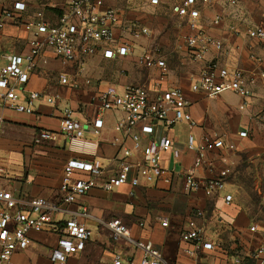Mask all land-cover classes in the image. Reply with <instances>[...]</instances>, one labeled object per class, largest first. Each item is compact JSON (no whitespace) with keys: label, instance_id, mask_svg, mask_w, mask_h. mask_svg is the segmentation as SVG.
Wrapping results in <instances>:
<instances>
[{"label":"crops","instance_id":"1","mask_svg":"<svg viewBox=\"0 0 264 264\" xmlns=\"http://www.w3.org/2000/svg\"><path fill=\"white\" fill-rule=\"evenodd\" d=\"M69 1L27 0L22 19L43 10L47 19L55 22ZM103 2L117 12L114 30L117 41L130 39L128 27L134 22L147 27L149 35L136 40L126 56L104 58L100 51L87 56L81 74L77 73L76 64H62L50 50H44L29 75L25 91L52 96L54 102L47 103L41 97L35 101L33 112L27 114L7 108L0 101V165L6 169L0 185L18 198L43 197L60 205V210L52 215L51 226L30 232L27 247L15 251L8 264H53L49 254L57 244L62 225L74 215L86 223L91 237L83 250L71 254L64 264H112L115 255L122 258L123 264H138L142 252L125 238L111 239L107 227L100 222L112 219L125 224L132 239L150 241L171 264H231L234 257L254 264L248 254L264 240V79L257 76V58L264 54V43L248 37L246 30L264 28V0H236L235 5L220 1L211 6L196 0L198 28L223 45L220 51L209 49L198 61L192 60L185 42L190 33L188 18L177 14L181 0H159L157 5L146 0ZM1 9L0 2V13ZM216 15L221 20L215 25L212 20ZM28 39L29 34L22 29L20 21L6 20L0 28V65L6 62V56L26 52ZM153 42L158 46H150ZM145 49L158 50V56L166 64L163 76L156 67L136 64V56ZM210 62L252 73L245 76L250 91L245 106L241 107L243 99L231 91L208 98L204 91L191 89ZM60 75L70 82L76 80L78 87L61 84ZM131 85L143 86L150 98L162 90L179 88L187 100V111L197 123L190 128L185 122H177L162 132L180 154L177 160L170 152L161 154V164L175 172L172 182L141 184L132 188L133 196H129V185L112 191L92 188L77 196L73 203H63L58 187L68 159H96L108 169L105 175L109 176L115 172L120 157L121 141L113 145L112 140L123 138L125 146L131 145L128 138L114 129L116 119L122 114L117 110L100 114L96 102L91 100L107 86L122 91ZM64 108H69L71 116L86 125L84 137L98 143L95 151L69 148L59 131ZM98 117L103 125L95 130L91 124ZM42 131L51 137L37 142ZM189 134L196 147L206 150L207 164L197 172V178L221 176L226 182L224 191L211 196L202 189L184 191L182 173L194 158V152L186 147ZM205 136L210 139L208 145L203 142ZM131 158L140 160L141 156L135 153ZM223 158L228 161V174L222 171ZM225 194L232 196L228 204L224 202ZM82 206L92 218L80 214ZM196 210L203 212L197 223L213 242L214 249L190 257L184 249L191 244L183 242L180 233L188 229L187 222ZM162 221L166 226L161 225ZM255 223L258 228L251 231L250 226Z\"/></svg>","mask_w":264,"mask_h":264},{"label":"built area","instance_id":"2","mask_svg":"<svg viewBox=\"0 0 264 264\" xmlns=\"http://www.w3.org/2000/svg\"><path fill=\"white\" fill-rule=\"evenodd\" d=\"M146 1L150 5L159 3V0ZM220 1H225L229 5L236 3V0H200L204 6H211ZM26 4L27 0H10L2 3L0 13V28L4 26L6 20L20 21L22 29L29 34L28 50L6 56V62L0 65V101L7 108L17 112L31 114L35 101L41 97H44L47 103L54 102L52 96L46 97L38 91H25L29 75L36 68L44 50H50L62 64H76L77 73L81 74L84 71L83 60L87 56L98 51L104 58L126 56L132 51L136 40L149 35L147 27L134 22L128 27L130 39L117 41L114 34L118 22L117 12L106 7L103 0H70L55 22L47 19L43 10L22 19ZM195 4L196 0H181L177 14L188 18L190 33L185 42L192 60L198 61L204 58L209 49L220 51L223 45L220 40L198 28L196 19L199 17V10ZM220 20V16L216 15L212 23L219 24ZM246 35L264 43L263 27L249 28ZM257 63L259 64L257 76L264 79V54L257 58ZM136 64L145 68L156 67L160 70L161 76L166 72L165 61L158 56L156 49H145L140 52L136 56ZM246 73L252 75L251 72L240 68L229 69L210 62L199 79L191 84V89L204 91L208 98H214L223 91H231L243 99L241 104L243 107L248 103L250 96ZM59 82L78 87L76 80L70 82L65 75H60ZM91 100L96 102L100 114L111 110H117L122 114L116 119L114 129L128 138L131 145L125 146L123 138L112 140L113 145L120 141L121 145L115 172L109 176L105 175L108 169L96 159L92 161L68 159L63 166V176L58 187L62 194V202L73 203L77 196L85 194L92 188L112 191L120 186L129 185L131 188L129 196H133L132 188L141 184L160 181L169 185L175 172L161 164V154L170 152L174 160H177L180 154L173 148L171 139L162 132L177 122H185L190 128L197 125L186 109L187 100L183 92L172 87L150 98L143 86H126L122 91H118L114 86H107L96 92ZM91 125L95 130L100 129L103 125L101 117L96 118ZM85 126L71 116L69 108L63 109L59 131L69 144V148L95 151L98 143L84 137ZM50 137V133L42 131L39 132L36 141L40 142ZM143 138L146 139V143H143ZM203 142L208 145L210 139L205 136ZM186 147L194 152V158L191 166L182 173L184 191L189 193L202 189L207 196L224 191L226 182L221 176L213 175L202 180L197 178V172L207 164L205 148L196 147L190 134ZM135 153L140 154V160L131 158ZM222 162L223 174H228L230 170L227 159L223 158ZM5 173V167L0 165V179ZM231 200L230 194L224 195L226 204ZM59 210L60 205L43 197L18 198L0 185V264H8L15 251L27 247L30 232H40L49 228L52 224V215ZM80 212L82 216L92 218L85 206L81 207ZM202 217L203 212L196 210L187 222L188 229L180 233V239L191 244L190 248L184 249L190 257L197 256L200 251L214 249L213 242L197 223V219ZM100 222L107 227L111 239L125 238L142 252L138 264H171L153 248L150 241L132 239L129 228L119 219ZM166 224L165 221L161 222L162 226ZM257 228L256 223L250 226L251 231ZM90 237L91 231L86 223L77 216H72L60 229L57 244L49 254L50 261L53 264H64L71 254L83 250ZM248 258L254 264H264V240L248 254ZM112 264H123V260L119 255H115ZM231 264L247 263L240 257H234Z\"/></svg>","mask_w":264,"mask_h":264},{"label":"rangeland","instance_id":"3","mask_svg":"<svg viewBox=\"0 0 264 264\" xmlns=\"http://www.w3.org/2000/svg\"><path fill=\"white\" fill-rule=\"evenodd\" d=\"M10 0H0V2H1V4L2 3H5V2H9ZM152 25H156L155 24V21H152ZM156 34V33H155ZM153 37H156L157 38V35H154L153 34ZM151 44V43H150ZM150 46H158V45H156L154 42L152 43V45H150ZM160 47V46H159ZM160 51H162V47H160ZM135 64V63H134ZM134 64H131V65H133V67H136V65H134ZM142 69H144V68H142ZM178 123H180V122H178ZM186 143H187V137H186Z\"/></svg>","mask_w":264,"mask_h":264}]
</instances>
